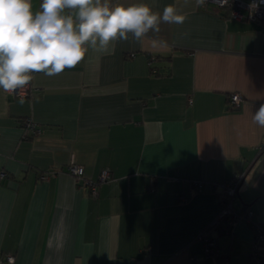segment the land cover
Listing matches in <instances>:
<instances>
[{
	"label": "crops",
	"instance_id": "obj_1",
	"mask_svg": "<svg viewBox=\"0 0 264 264\" xmlns=\"http://www.w3.org/2000/svg\"><path fill=\"white\" fill-rule=\"evenodd\" d=\"M111 3L174 5L186 20L143 44L129 34L109 54L90 49L58 75L33 73L22 94L0 89V264H255L253 227L222 216L220 184L244 172L232 207L264 223V127L252 120L264 104V21L196 0ZM72 160L89 179L111 177L92 195Z\"/></svg>",
	"mask_w": 264,
	"mask_h": 264
},
{
	"label": "clouds",
	"instance_id": "obj_2",
	"mask_svg": "<svg viewBox=\"0 0 264 264\" xmlns=\"http://www.w3.org/2000/svg\"><path fill=\"white\" fill-rule=\"evenodd\" d=\"M185 5L189 0H184ZM204 4L205 0H196ZM74 14H65L66 10ZM186 16L174 5L162 14L148 4H115L111 0H0V89L19 94L33 79V73L48 77L74 68L91 49L109 54L116 42L143 44L148 34L159 33L161 23L183 24ZM150 47H169L166 41L151 39ZM23 102V101H21ZM253 123L264 127V104L252 115Z\"/></svg>",
	"mask_w": 264,
	"mask_h": 264
},
{
	"label": "built area",
	"instance_id": "obj_3",
	"mask_svg": "<svg viewBox=\"0 0 264 264\" xmlns=\"http://www.w3.org/2000/svg\"><path fill=\"white\" fill-rule=\"evenodd\" d=\"M205 5L210 4L219 11H227L229 18L237 20L250 21H264V0H205ZM19 93H24L21 90ZM241 100L239 93L231 94V102L238 104ZM25 125L32 133H36L40 128L31 120L27 118ZM69 171L76 181H83L87 184L89 192L92 195L98 193V185L101 182L107 181L111 177L108 169H103L100 173L99 179L94 181L84 176V168L81 164L73 160L69 164ZM4 171H0V178L5 176ZM43 177H46L44 175ZM244 179V172L236 174L234 177L223 181L220 185L223 187L224 194L222 200L221 214L228 217L230 224H235L237 220H245L251 223L254 236L251 249V258L255 264H264V223L254 219V211L249 209L245 212H236L231 204L232 198L238 193L241 182ZM201 185L200 182H198ZM221 200V201H222ZM205 248L207 255H215L217 252V242L214 238L205 237ZM7 262L13 263L15 256L13 254H6Z\"/></svg>",
	"mask_w": 264,
	"mask_h": 264
},
{
	"label": "trees",
	"instance_id": "obj_4",
	"mask_svg": "<svg viewBox=\"0 0 264 264\" xmlns=\"http://www.w3.org/2000/svg\"><path fill=\"white\" fill-rule=\"evenodd\" d=\"M24 123H25V120H24ZM223 194H224V193H223ZM222 203H224V201H222ZM245 211H246V210H243V211H237V210H236V212H245ZM208 256H211V255H208ZM212 256H213V255H212ZM214 256H217V257H218V256H219V257L221 256L218 250H217V252H216V254H215Z\"/></svg>",
	"mask_w": 264,
	"mask_h": 264
}]
</instances>
